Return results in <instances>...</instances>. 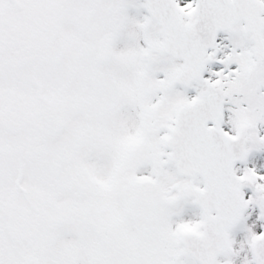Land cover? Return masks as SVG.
Returning a JSON list of instances; mask_svg holds the SVG:
<instances>
[{
  "label": "snow or ice",
  "instance_id": "6c2138e0",
  "mask_svg": "<svg viewBox=\"0 0 264 264\" xmlns=\"http://www.w3.org/2000/svg\"><path fill=\"white\" fill-rule=\"evenodd\" d=\"M0 264H264V0H0Z\"/></svg>",
  "mask_w": 264,
  "mask_h": 264
}]
</instances>
